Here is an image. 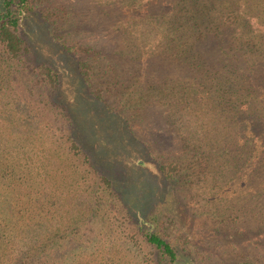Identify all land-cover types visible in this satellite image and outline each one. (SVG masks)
<instances>
[{
	"label": "trees",
	"instance_id": "trees-1",
	"mask_svg": "<svg viewBox=\"0 0 264 264\" xmlns=\"http://www.w3.org/2000/svg\"><path fill=\"white\" fill-rule=\"evenodd\" d=\"M41 1L0 0V46L7 59L16 60L26 53L34 58L21 25L33 15L48 22L49 16L45 18L38 9ZM96 1L105 10L116 9L122 15L116 25L122 39L124 35L127 41L144 43L150 50L145 56L167 70L176 66L188 76L163 94L168 96L163 105L171 108L165 111L158 132L176 137L181 145L178 154L172 147L168 149L170 163L123 114L129 105L112 111L120 113L132 134L148 148L169 186L168 201L162 203L165 206L152 208L147 217L135 220L144 241L156 251L158 263L186 260L198 264L193 254L180 255L172 241L163 236L167 232L172 235L171 229L179 225L170 216L162 224L157 210H167L168 216L170 203L179 209L183 203L178 189L195 188L208 173L222 195L213 203H226L223 211L215 207L211 212L218 222L256 223L254 227L236 226L223 234L244 240L255 249L264 248V0ZM49 24L62 50L77 59L80 75L87 89L91 88L94 67L90 60L82 58L77 47L68 44ZM129 54L123 52L122 56ZM38 66L55 91L52 98L66 122L69 148L59 151L52 143L44 157L37 152L26 154L22 150L27 135L9 131L5 112L0 111V264H133L135 257L127 243L116 238L102 240L101 235H71L79 223L63 219L70 213L66 209L69 189L86 184L84 163L100 173L106 187L115 191V184L100 164L93 163L95 158H91L87 145L84 148L80 143L66 106L56 98L59 75L49 65ZM0 68L4 76L12 65ZM164 75L168 76L167 72ZM139 89L132 98L139 96ZM90 93L102 101L100 91ZM11 144L14 152L9 150ZM70 151L83 155L71 166ZM236 257L237 264L256 263L245 255Z\"/></svg>",
	"mask_w": 264,
	"mask_h": 264
},
{
	"label": "rangeland",
	"instance_id": "rangeland-1",
	"mask_svg": "<svg viewBox=\"0 0 264 264\" xmlns=\"http://www.w3.org/2000/svg\"><path fill=\"white\" fill-rule=\"evenodd\" d=\"M38 9L45 18L49 16L48 22L68 44L77 47L75 50L82 58L90 60L94 67L92 87L87 89L77 59L62 50L51 25L37 15L29 16L21 29L34 58L26 53L19 59L9 60L0 46V67L12 65L5 69L10 73L0 75V111L5 112V126H9V131H19L23 137L27 135L22 150L26 154L37 152L44 157L52 143L59 151L62 147L68 150L66 122L53 102L55 91L49 78L40 72L38 64L53 68L60 79L56 98L66 106L82 139L80 143L83 147L87 145L91 158H95L93 163L100 164L114 180L115 191L120 195L119 199L114 190L103 184L100 173L84 163L86 184L69 189L66 209L70 213L63 218L70 224L79 223L71 235H87L88 238L101 235L102 240L116 238L132 249L133 264H159L156 251L144 241L135 220L147 217L152 208L165 206L162 203L168 201L169 186L148 148L132 134L120 113L112 111H121L129 105L123 114L144 140L159 153L166 154L170 163L172 154L168 149L172 147L178 154L181 145L176 137L158 132L165 120V111L171 108L163 105L168 97L163 94L167 95L170 86H179L188 76L176 66L167 70L145 56L150 50H146L144 43L127 41L124 35L122 39L116 27L122 15L116 9L105 10L96 0H42ZM87 49L91 50L90 54ZM123 52L131 54L122 56ZM139 88V96L132 98ZM93 91L101 92L102 101L91 95ZM9 150L14 152V144ZM70 154V166L74 159L78 163L83 157L73 155L72 151ZM218 191L209 173L195 188L178 189L176 193L183 206L176 209L170 203L172 211L168 216L167 210H157L162 224L170 216L179 225L178 229H171L172 235L167 232L163 236L172 241L180 255L193 254L198 264H237L236 254L245 255L255 264H264V248L255 249L244 240L223 234L236 226L254 227L256 223L251 220L218 222L211 212L215 207L223 211L226 206L222 200L213 203L215 197L222 198ZM184 210L187 212L183 215ZM59 215L58 211V220ZM215 229L218 232L213 231ZM178 264L192 263L181 260Z\"/></svg>",
	"mask_w": 264,
	"mask_h": 264
}]
</instances>
